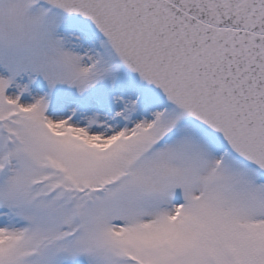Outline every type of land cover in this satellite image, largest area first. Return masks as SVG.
<instances>
[{
	"label": "snow or ice",
	"instance_id": "snow-or-ice-1",
	"mask_svg": "<svg viewBox=\"0 0 264 264\" xmlns=\"http://www.w3.org/2000/svg\"><path fill=\"white\" fill-rule=\"evenodd\" d=\"M0 264H264V0H0Z\"/></svg>",
	"mask_w": 264,
	"mask_h": 264
}]
</instances>
